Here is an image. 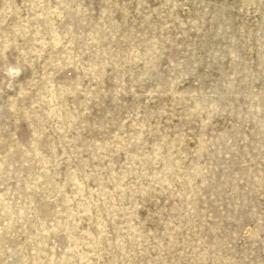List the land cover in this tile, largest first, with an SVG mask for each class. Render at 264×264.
Segmentation results:
<instances>
[{
	"label": "rangeland",
	"instance_id": "obj_1",
	"mask_svg": "<svg viewBox=\"0 0 264 264\" xmlns=\"http://www.w3.org/2000/svg\"><path fill=\"white\" fill-rule=\"evenodd\" d=\"M0 264H264V0H0Z\"/></svg>",
	"mask_w": 264,
	"mask_h": 264
}]
</instances>
